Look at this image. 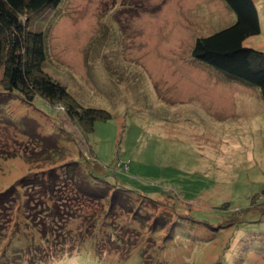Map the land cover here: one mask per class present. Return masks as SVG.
<instances>
[{
    "label": "rangeland",
    "instance_id": "rangeland-1",
    "mask_svg": "<svg viewBox=\"0 0 264 264\" xmlns=\"http://www.w3.org/2000/svg\"><path fill=\"white\" fill-rule=\"evenodd\" d=\"M254 2L260 34L244 47L264 53V0ZM234 21L221 0H62L29 19L45 36V73L82 108L111 116L86 138L99 166L78 167L139 193L124 195L131 208L100 222L82 254L51 264H264V102L191 57L195 38ZM11 98L0 95V194L28 176L62 177L89 156L59 106ZM31 131L55 139L64 160L12 157L29 149ZM65 188L57 196L68 206L75 192ZM75 203L74 235L97 209Z\"/></svg>",
    "mask_w": 264,
    "mask_h": 264
},
{
    "label": "trees",
    "instance_id": "trees-1",
    "mask_svg": "<svg viewBox=\"0 0 264 264\" xmlns=\"http://www.w3.org/2000/svg\"><path fill=\"white\" fill-rule=\"evenodd\" d=\"M221 1L235 16V21L209 36L195 38L191 57L247 86L257 88L264 102V53L244 47L248 38L260 34L256 4L254 0ZM61 2L0 0V95H9L14 97L10 101L19 100L29 106L36 99H41L51 108L59 106L85 137L89 156H82L78 162L66 165L69 170L62 177L55 171L45 180L39 176H28L18 186L0 194V264H51L75 253L82 254L85 242H96V234L101 229L100 222L108 220L114 211L128 210V206L131 208L132 204H129L125 196L139 197L138 191L122 183L119 186L118 182L110 183L95 177L93 171H83L86 168L82 164L85 163L92 170L99 166L86 141L87 135L93 132L95 122L107 121L111 116L101 110L82 108L65 86L45 73V36L42 31L29 29L31 17L56 8ZM5 105V102L0 103V107ZM27 134L30 138L27 146L29 149H24L23 154H13L12 157H20L29 163L41 154L47 160L56 158L53 160L55 164L67 156L62 148H58L55 139L41 137L33 131ZM34 144L39 152L32 149ZM111 173L115 178L119 175ZM64 187L75 192L67 198L68 206L62 205L63 200L57 196ZM108 191L113 194L110 200L108 194L111 192ZM116 191L123 195L119 196ZM80 201L95 203L97 209L90 213L87 221L81 222L79 228L75 227L74 235L70 223L77 217L75 202ZM101 203H106L105 207L108 204V208L104 209ZM83 208L81 205L79 211L85 215ZM221 229L225 230L224 225ZM72 237L77 240L73 242ZM94 249L97 247L87 252L94 253Z\"/></svg>",
    "mask_w": 264,
    "mask_h": 264
}]
</instances>
